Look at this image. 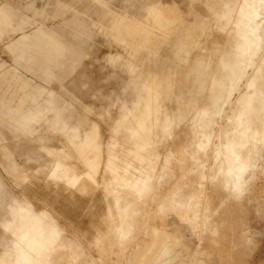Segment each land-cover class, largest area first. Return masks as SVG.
Instances as JSON below:
<instances>
[{"label":"rangeland","instance_id":"rangeland-1","mask_svg":"<svg viewBox=\"0 0 264 264\" xmlns=\"http://www.w3.org/2000/svg\"><path fill=\"white\" fill-rule=\"evenodd\" d=\"M0 264H264V0H0Z\"/></svg>","mask_w":264,"mask_h":264}]
</instances>
